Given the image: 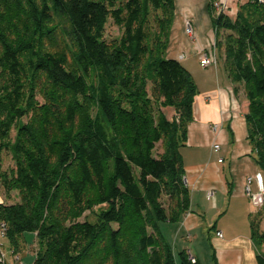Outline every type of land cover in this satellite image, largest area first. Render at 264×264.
<instances>
[{"label": "trees", "instance_id": "1", "mask_svg": "<svg viewBox=\"0 0 264 264\" xmlns=\"http://www.w3.org/2000/svg\"><path fill=\"white\" fill-rule=\"evenodd\" d=\"M215 3V44L247 100L264 177V0H244L233 17ZM173 16V0H0V188L17 199L0 202V264L21 258L27 234L31 264H201L159 230L189 210L180 148L198 93L165 55ZM5 155L13 166L3 169ZM250 235L264 243L256 218Z\"/></svg>", "mask_w": 264, "mask_h": 264}, {"label": "crops", "instance_id": "2", "mask_svg": "<svg viewBox=\"0 0 264 264\" xmlns=\"http://www.w3.org/2000/svg\"><path fill=\"white\" fill-rule=\"evenodd\" d=\"M233 1L235 14L244 0ZM173 3L174 16L165 55L179 61L189 71L198 93L192 103L186 142L180 148L189 210L178 223L163 224L173 235L170 245L174 252L186 249L182 245L185 238L192 240L203 235L211 244L217 264H259L256 255L264 252V243L254 244L250 222L256 218L259 230L264 232V215L244 194V186L248 177L259 174L257 178L264 187V177L250 157L244 121L247 100L241 90L233 92L223 68L222 51L216 47L206 10L207 0H173ZM187 21L192 37L184 32ZM212 41L216 64L201 66L200 56L209 52L208 45ZM162 112L168 120L175 114L170 107L162 108ZM214 144L219 146L217 151L213 149ZM256 182L252 179L249 183L252 193L258 190ZM2 201L4 196L0 193Z\"/></svg>", "mask_w": 264, "mask_h": 264}, {"label": "rangeland", "instance_id": "3", "mask_svg": "<svg viewBox=\"0 0 264 264\" xmlns=\"http://www.w3.org/2000/svg\"><path fill=\"white\" fill-rule=\"evenodd\" d=\"M228 1L229 0H215L216 4L218 2L220 3L219 5L221 7L218 6L220 8L219 9L220 11L222 10L224 13H226L230 17H233L234 16V10H235V7H234L235 2L232 0L233 2H232V4H230ZM216 4H215V6H216ZM218 7L215 8L216 11L218 10ZM119 33H120L119 28L113 24L111 19H109L105 25V31H104L105 37L106 38H113V37L118 36ZM190 36L191 35H189L188 37H190ZM149 88H150V84H148V86H147L148 93H149ZM12 166H13V162L10 159V156L5 155L3 158V169H6V168H9ZM0 193L4 196V202H6V203L14 202L15 200H17L16 196H15V192H12L10 197H8V198L3 194V189H1V188H0ZM85 214L89 220L93 219V217L90 214H88L87 212ZM211 229H208L207 231H211ZM159 230H160L162 236L164 237V239L169 244H172L173 235L170 232H168V230L164 227L163 223L159 224ZM202 236L203 235L196 236V237H194V239L191 238L192 240L185 238L183 240L184 242L182 245L185 246L186 250L188 249L190 252H192V254H194L198 258V260L201 264H213L212 257H211V254H212L211 244L209 242H207L205 240V238ZM25 238L27 240V244H26L25 250L21 253V259L29 264V263H31V261L33 259L34 252H35L37 247L35 245V241H34L32 234H27L25 236ZM1 248H2V251L4 253L7 252V247L2 246Z\"/></svg>", "mask_w": 264, "mask_h": 264}, {"label": "built area", "instance_id": "4", "mask_svg": "<svg viewBox=\"0 0 264 264\" xmlns=\"http://www.w3.org/2000/svg\"><path fill=\"white\" fill-rule=\"evenodd\" d=\"M219 4L220 3L218 2L216 4L215 8L218 6L221 7ZM219 7H218V10L216 11L217 13L220 11ZM185 33L188 36L189 35L192 36V28H191L190 22H188V21L185 23ZM213 47H214V42L212 41L208 45L209 52H204L203 54H201L200 60H199V64L201 66H208V65H215L216 64V57H215V54L213 53ZM218 147L219 146L217 144H214L213 149L215 151H217ZM218 161L221 162L220 159ZM257 177H260L259 174H256L254 177H248L247 178L246 185L244 186V194L249 198V200L252 202V204L254 206L261 207L262 204L264 203V187L262 186L261 179L259 180ZM252 179L257 180L256 183H257L258 190L256 193H252L250 191V188H249V183L251 182ZM3 235H4V230H3V228H1L0 229V237H2ZM217 235L221 236V233L217 232ZM190 259L193 260V258L191 256H190ZM5 260H6V254L4 252H1L0 261H5ZM11 264H28V263L25 262L24 260H22L20 257L14 256L13 263H11ZM29 264H31V263H29Z\"/></svg>", "mask_w": 264, "mask_h": 264}, {"label": "bare ground", "instance_id": "5", "mask_svg": "<svg viewBox=\"0 0 264 264\" xmlns=\"http://www.w3.org/2000/svg\"><path fill=\"white\" fill-rule=\"evenodd\" d=\"M184 32H185V26H184ZM186 34V33H185Z\"/></svg>", "mask_w": 264, "mask_h": 264}]
</instances>
